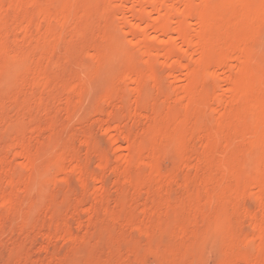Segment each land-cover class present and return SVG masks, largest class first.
I'll return each instance as SVG.
<instances>
[{"label":"rangeland","instance_id":"obj_1","mask_svg":"<svg viewBox=\"0 0 264 264\" xmlns=\"http://www.w3.org/2000/svg\"><path fill=\"white\" fill-rule=\"evenodd\" d=\"M192 3L0 0V264H264V0Z\"/></svg>","mask_w":264,"mask_h":264},{"label":"bare ground","instance_id":"obj_2","mask_svg":"<svg viewBox=\"0 0 264 264\" xmlns=\"http://www.w3.org/2000/svg\"><path fill=\"white\" fill-rule=\"evenodd\" d=\"M140 1H141V4L136 9H134L133 12H131V16L139 19L142 22H144L145 27L140 28L139 26H131V29L134 31H138V32H145L146 30L155 31L156 35H157V36H155V39L158 38L159 39L158 41H161L162 38H167V37L169 38L170 34L173 32L171 30L170 26L181 25V26L185 27L189 24L190 18L191 17L193 18V16H194V14H193L194 8H192V4H193L192 1L193 0H175L177 3V4L175 3V5L179 6V9L177 12L175 10L173 11L172 8H171L172 10L168 9L169 6H168V8L165 7L164 5L157 6V5L153 4L151 2V0H140ZM143 3H147L148 5L153 7L152 12H151V13H154L153 16L155 15L153 18H151V13L149 14L148 12L145 11ZM160 4H162V3H160ZM197 5H199V4H197ZM149 39L150 38H146L144 40H149ZM178 39H180L181 43L185 42L186 47H185L184 51L181 50L179 47H176V45H175L176 43H174L173 39H169L168 41L161 43L162 44V50H163L162 53H164L166 58L172 57L173 55H175V53L176 54L179 53V54L183 55V54H186L192 50L193 51L200 50L199 49L200 47H198V45L195 44L193 37H191L190 35L180 37ZM150 40H154V38L150 39ZM239 52H240V49H239ZM163 57H161V58H163ZM174 57H176V56H174ZM182 60H184V59L181 58V61L179 60L176 63L174 62V64L171 65L168 69L170 71L180 69L181 67L184 66V65H182L183 64ZM238 60L241 61V59H238ZM240 61H238V62H240ZM240 63H242V61ZM226 92L228 93V96L230 97L229 99H231V101L234 104L236 103V104L240 105L241 110H243V111H254V105H253L251 99L248 97V95L245 92H243L242 90H240L238 87H236L234 84L230 83V81H229V89ZM249 114H251V112Z\"/></svg>","mask_w":264,"mask_h":264}]
</instances>
